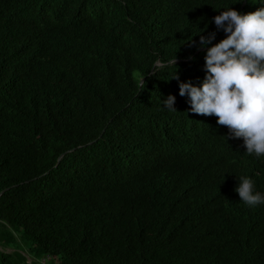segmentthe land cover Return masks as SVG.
Wrapping results in <instances>:
<instances>
[{"label":"trees","instance_id":"obj_1","mask_svg":"<svg viewBox=\"0 0 264 264\" xmlns=\"http://www.w3.org/2000/svg\"><path fill=\"white\" fill-rule=\"evenodd\" d=\"M231 7L264 0H0V264H264V156L179 94Z\"/></svg>","mask_w":264,"mask_h":264},{"label":"clouds","instance_id":"obj_2","mask_svg":"<svg viewBox=\"0 0 264 264\" xmlns=\"http://www.w3.org/2000/svg\"><path fill=\"white\" fill-rule=\"evenodd\" d=\"M214 22L228 35L208 48L202 86L182 82L179 94L190 97L193 113L214 115L232 138H243L248 155L264 156V8L241 14L231 7L215 16ZM215 39V32L201 35L200 43L207 46ZM173 78L178 80V74ZM144 84V78L137 81L139 88ZM175 100L170 95L164 106L176 111ZM239 180L236 191L246 205L264 204V194L255 191L251 178L240 176Z\"/></svg>","mask_w":264,"mask_h":264},{"label":"rangeland","instance_id":"obj_3","mask_svg":"<svg viewBox=\"0 0 264 264\" xmlns=\"http://www.w3.org/2000/svg\"><path fill=\"white\" fill-rule=\"evenodd\" d=\"M2 251H4V252H6V253H10V252H12L13 251V249H11V248H0ZM26 253H24V255H25ZM27 256V255H26ZM32 256H27L26 257V261H27V263L29 264V263H31V261H32V258H31ZM46 264V262L44 261V260H39V262H37L36 264Z\"/></svg>","mask_w":264,"mask_h":264}]
</instances>
